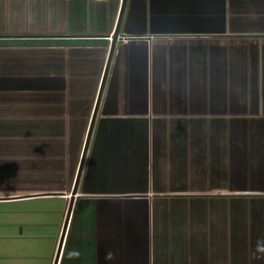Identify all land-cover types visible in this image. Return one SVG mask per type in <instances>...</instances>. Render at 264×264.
I'll return each mask as SVG.
<instances>
[{
  "label": "crops",
  "instance_id": "obj_1",
  "mask_svg": "<svg viewBox=\"0 0 264 264\" xmlns=\"http://www.w3.org/2000/svg\"><path fill=\"white\" fill-rule=\"evenodd\" d=\"M70 201L56 264H264V0H0V264Z\"/></svg>",
  "mask_w": 264,
  "mask_h": 264
},
{
  "label": "water",
  "instance_id": "obj_2",
  "mask_svg": "<svg viewBox=\"0 0 264 264\" xmlns=\"http://www.w3.org/2000/svg\"><path fill=\"white\" fill-rule=\"evenodd\" d=\"M115 39H116V34L113 36L112 42L110 44V50H109L107 64H106V68H105V74H106V71H107V68H108L110 59H111V55H112L113 50H114ZM105 74L103 76V80L101 82V86H100V89H99L98 98H97L96 105H95V109H94V112H93V115H92V120H91L89 129H88V132H87L86 141L84 142V147H83V151H82L80 163H79V166H78L77 176H76V186H77V183L79 181V177H80L81 170H82V167H83L85 155H86L87 148H88V145H89V138H90V135H91L92 125H93V119L95 117V113H96L97 106H98V103H99V99H100V96H101L102 88H103V85H104ZM71 208H72V201H70L69 206H68V209H67V213H66V217H65V221H64V226H63V229H62V233H61V237H60V242H59V245H58V249H57L56 257H55V260H54V264H56L57 263V260H58V256H59V252H60V249H61V245H62L64 233H65V229H66L67 222H68V219H69V215H70V212H71Z\"/></svg>",
  "mask_w": 264,
  "mask_h": 264
},
{
  "label": "clouds",
  "instance_id": "obj_3",
  "mask_svg": "<svg viewBox=\"0 0 264 264\" xmlns=\"http://www.w3.org/2000/svg\"><path fill=\"white\" fill-rule=\"evenodd\" d=\"M257 253L261 254V256L264 257V240L257 241L256 252L254 253V255Z\"/></svg>",
  "mask_w": 264,
  "mask_h": 264
},
{
  "label": "rangeland",
  "instance_id": "obj_4",
  "mask_svg": "<svg viewBox=\"0 0 264 264\" xmlns=\"http://www.w3.org/2000/svg\"><path fill=\"white\" fill-rule=\"evenodd\" d=\"M243 101H244V99L243 100L242 99H237V102H236V110L237 111L243 110V108H244ZM83 147H84V145H83ZM77 167H78V164H77Z\"/></svg>",
  "mask_w": 264,
  "mask_h": 264
},
{
  "label": "built area",
  "instance_id": "obj_5",
  "mask_svg": "<svg viewBox=\"0 0 264 264\" xmlns=\"http://www.w3.org/2000/svg\"><path fill=\"white\" fill-rule=\"evenodd\" d=\"M112 38H113L112 36L108 37L110 43L112 42ZM122 39H123V38H122Z\"/></svg>",
  "mask_w": 264,
  "mask_h": 264
}]
</instances>
